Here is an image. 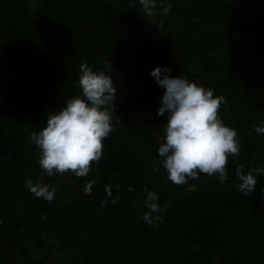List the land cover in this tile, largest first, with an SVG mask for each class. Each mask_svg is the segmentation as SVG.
Listing matches in <instances>:
<instances>
[{
	"label": "trees",
	"instance_id": "1",
	"mask_svg": "<svg viewBox=\"0 0 264 264\" xmlns=\"http://www.w3.org/2000/svg\"><path fill=\"white\" fill-rule=\"evenodd\" d=\"M153 13L139 0H0V264H264V175L248 195L235 175L264 166V135H249L264 121V0H156ZM82 63H111L114 131L87 176H48L32 133L82 94ZM157 66L226 97L220 116L241 150L225 183L168 180ZM28 179L54 187L53 202ZM145 189L167 205L154 226L143 219Z\"/></svg>",
	"mask_w": 264,
	"mask_h": 264
},
{
	"label": "clouds",
	"instance_id": "2",
	"mask_svg": "<svg viewBox=\"0 0 264 264\" xmlns=\"http://www.w3.org/2000/svg\"><path fill=\"white\" fill-rule=\"evenodd\" d=\"M148 16H153L156 0H139ZM171 3L163 8L167 15ZM106 70L94 71L87 63L80 65L79 87L82 94L66 101V106L47 116V126L32 133V141L42 153L39 164L48 176L72 172L77 178L85 177L91 166L104 157V140L114 131L112 123L116 105V87L110 75L111 63ZM171 68L157 66L150 75L165 89L158 115L168 113L164 126L165 136L158 148L167 178L176 185H185L197 180L200 174L218 176L220 183L228 180L229 157L238 156L241 140L238 131L226 125L220 116V108L226 97L215 95L214 90L189 80L186 76L173 77ZM264 135V121L249 131ZM239 183L236 188L248 195L255 191L257 177L264 175V166L244 170V165L235 169ZM95 180L84 188L90 194ZM26 188L36 197L53 202L56 189L43 182L25 181ZM117 189L119 185L116 186ZM198 191L195 184L188 189ZM131 191V189H129ZM146 191L144 221L149 226L163 222L158 215L166 210L158 203L155 191ZM107 198H112L111 185L106 186ZM102 201L103 205L108 199ZM119 196L112 198L115 204Z\"/></svg>",
	"mask_w": 264,
	"mask_h": 264
},
{
	"label": "rangeland",
	"instance_id": "3",
	"mask_svg": "<svg viewBox=\"0 0 264 264\" xmlns=\"http://www.w3.org/2000/svg\"><path fill=\"white\" fill-rule=\"evenodd\" d=\"M32 2L35 4V3L38 2V0H32ZM67 176H68V174H67ZM64 178H66V177H64ZM79 189H80V187H77V188L75 189V193L79 192Z\"/></svg>",
	"mask_w": 264,
	"mask_h": 264
}]
</instances>
